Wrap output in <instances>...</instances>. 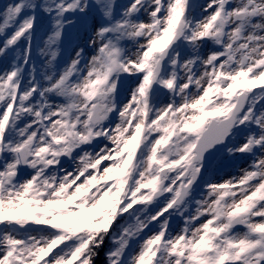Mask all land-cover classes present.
Returning <instances> with one entry per match:
<instances>
[{
	"label": "snow or ice",
	"instance_id": "snow-or-ice-1",
	"mask_svg": "<svg viewBox=\"0 0 264 264\" xmlns=\"http://www.w3.org/2000/svg\"><path fill=\"white\" fill-rule=\"evenodd\" d=\"M0 264H264V0H4Z\"/></svg>",
	"mask_w": 264,
	"mask_h": 264
},
{
	"label": "rangeland",
	"instance_id": "rangeland-1",
	"mask_svg": "<svg viewBox=\"0 0 264 264\" xmlns=\"http://www.w3.org/2000/svg\"><path fill=\"white\" fill-rule=\"evenodd\" d=\"M4 2V0H0V4H2Z\"/></svg>",
	"mask_w": 264,
	"mask_h": 264
}]
</instances>
